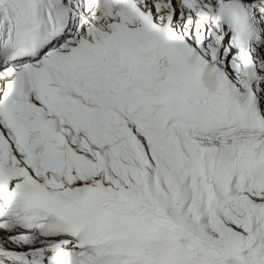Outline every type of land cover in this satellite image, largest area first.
Returning a JSON list of instances; mask_svg holds the SVG:
<instances>
[{"label": "snow or ice", "instance_id": "snow-or-ice-1", "mask_svg": "<svg viewBox=\"0 0 264 264\" xmlns=\"http://www.w3.org/2000/svg\"><path fill=\"white\" fill-rule=\"evenodd\" d=\"M0 264H264V0H0Z\"/></svg>", "mask_w": 264, "mask_h": 264}]
</instances>
